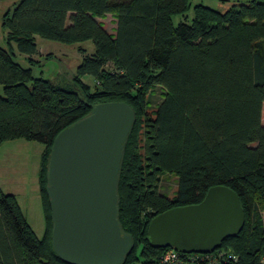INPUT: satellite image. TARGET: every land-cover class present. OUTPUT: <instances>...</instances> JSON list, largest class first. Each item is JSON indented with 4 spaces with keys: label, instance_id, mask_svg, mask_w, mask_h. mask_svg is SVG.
<instances>
[{
    "label": "trees",
    "instance_id": "obj_1",
    "mask_svg": "<svg viewBox=\"0 0 264 264\" xmlns=\"http://www.w3.org/2000/svg\"><path fill=\"white\" fill-rule=\"evenodd\" d=\"M188 11L190 0H21L2 18L0 147L20 140L43 147L38 184L51 218L46 186L55 138L93 106L125 102L135 112L118 184L119 220L135 243L125 264H161L169 248L150 246L152 219L201 203L216 186L238 194L245 226L197 264H264V0L225 12L196 5L192 22ZM108 15L114 34L98 21ZM177 15L185 18L176 25ZM36 37L92 42L94 52L80 48L73 82L57 85L34 77L42 57ZM158 86L162 101L144 111ZM164 174L178 180L175 202L159 190ZM45 235L37 236L17 197L0 188V264H66Z\"/></svg>",
    "mask_w": 264,
    "mask_h": 264
},
{
    "label": "water",
    "instance_id": "obj_2",
    "mask_svg": "<svg viewBox=\"0 0 264 264\" xmlns=\"http://www.w3.org/2000/svg\"><path fill=\"white\" fill-rule=\"evenodd\" d=\"M135 112L125 102L93 106L54 140L46 192L52 243L66 264H125L135 243L119 220L118 184ZM238 194L212 187L196 205L175 207L152 219L147 238L154 249L211 254L245 226Z\"/></svg>",
    "mask_w": 264,
    "mask_h": 264
},
{
    "label": "rangeland",
    "instance_id": "obj_3",
    "mask_svg": "<svg viewBox=\"0 0 264 264\" xmlns=\"http://www.w3.org/2000/svg\"><path fill=\"white\" fill-rule=\"evenodd\" d=\"M20 1L21 0L0 1V46H6L5 37L7 35V30L3 28L2 18L7 11L14 9ZM247 1L251 0H190V11L186 12V16L189 22L193 21V8L196 5H205L215 10L225 12L233 5L245 3ZM184 18L185 15H177L174 17V23L177 25L183 21ZM98 21L101 22L111 34H114L116 21L112 15L99 18ZM36 43L41 50L42 57L39 59L36 58L37 62L33 64V67H36L33 68L34 77L50 79L54 84L61 86L73 82L77 67L83 60V56L80 54L79 49H86L88 54L94 52V45L92 42L66 45L36 37ZM260 49L261 52L264 53V42H261ZM18 61L24 67H28L25 60L22 59ZM82 80L92 87L96 85L95 79L91 76H84ZM163 94L164 89L162 87L158 86L153 88L147 97V104L144 111L146 109L151 113L162 101ZM141 134L142 133L139 135L140 143L142 142ZM142 144L143 142L141 145ZM42 150L43 147L40 144L22 140L9 142L0 147V188L5 194H13L17 197L30 226L39 238L43 237L45 233L52 237L53 233V224L51 218H48L50 212L47 208L44 210L39 192L38 171ZM159 190L161 193L167 195L172 202H175L178 191L177 178L172 174L162 175ZM261 218L264 222V211L261 212ZM140 251L141 247L138 246L136 249L137 256H139ZM138 264H143V262L140 260Z\"/></svg>",
    "mask_w": 264,
    "mask_h": 264
},
{
    "label": "built area",
    "instance_id": "obj_4",
    "mask_svg": "<svg viewBox=\"0 0 264 264\" xmlns=\"http://www.w3.org/2000/svg\"><path fill=\"white\" fill-rule=\"evenodd\" d=\"M209 255L201 253L183 254L173 249L164 251L161 257V264H197L200 256Z\"/></svg>",
    "mask_w": 264,
    "mask_h": 264
},
{
    "label": "crops",
    "instance_id": "obj_5",
    "mask_svg": "<svg viewBox=\"0 0 264 264\" xmlns=\"http://www.w3.org/2000/svg\"><path fill=\"white\" fill-rule=\"evenodd\" d=\"M41 51V50H40ZM21 59H23L22 57H21Z\"/></svg>",
    "mask_w": 264,
    "mask_h": 264
}]
</instances>
